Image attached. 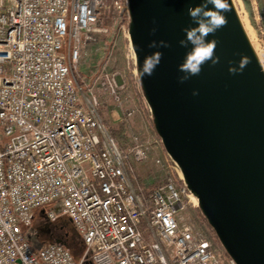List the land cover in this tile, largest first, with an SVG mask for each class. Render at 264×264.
Segmentation results:
<instances>
[{"label": "built area", "instance_id": "built-area-1", "mask_svg": "<svg viewBox=\"0 0 264 264\" xmlns=\"http://www.w3.org/2000/svg\"><path fill=\"white\" fill-rule=\"evenodd\" d=\"M105 6L0 0V264H234L214 238L181 223L192 196L178 180L135 187L132 162H146L148 148H121L95 87L75 76L86 41L108 32ZM96 86L121 100L110 71ZM38 208L54 224L70 218L85 245L80 262L57 243H29L24 228Z\"/></svg>", "mask_w": 264, "mask_h": 264}, {"label": "water", "instance_id": "water-1", "mask_svg": "<svg viewBox=\"0 0 264 264\" xmlns=\"http://www.w3.org/2000/svg\"><path fill=\"white\" fill-rule=\"evenodd\" d=\"M124 1L135 82L179 183L229 260L264 264V64L234 0L222 13L227 26L205 38L217 42L219 63L209 60L183 83L179 68L193 48L185 29L198 26L188 10L205 0ZM155 52L159 65L141 76ZM242 57L247 66L230 73Z\"/></svg>", "mask_w": 264, "mask_h": 264}, {"label": "rangeland", "instance_id": "rangeland-1", "mask_svg": "<svg viewBox=\"0 0 264 264\" xmlns=\"http://www.w3.org/2000/svg\"><path fill=\"white\" fill-rule=\"evenodd\" d=\"M234 2L243 23L246 20L255 33L258 53L264 64V0H234ZM119 6L122 9L117 8ZM124 8V0H106L101 22L108 29V32L104 34L95 33L91 40L86 41L80 63L75 70V76L80 82L95 87L100 101L99 114L102 123L121 148L128 150L136 144L148 148L149 158L146 162H132L131 176L135 187V182H137L141 190L149 193L157 185L170 179L178 180V177L174 171H171L173 174L168 171L165 172L163 168L154 165L156 153L151 142L154 129L150 124L151 121L145 106L142 104L141 96L139 98L137 93L138 88L135 82L132 55L127 32H125L127 17ZM62 54L68 58L66 47ZM103 69L110 71L118 85L122 87L119 102L112 96L98 90V86H96L97 77ZM116 110L120 112V115ZM137 110L142 112L143 122L132 124V115ZM117 130H120V132L116 133ZM190 206L196 208V203L192 200ZM41 212H43V208L36 209L34 223L31 227L24 228V233L31 245H34V241L38 240L43 246H47L54 243L51 239L53 236L48 233L50 228L55 229V227L46 218L40 217ZM196 212L198 214V211ZM66 220L67 217L60 219L54 226H65ZM211 237L213 238L212 235Z\"/></svg>", "mask_w": 264, "mask_h": 264}, {"label": "clouds", "instance_id": "clouds-1", "mask_svg": "<svg viewBox=\"0 0 264 264\" xmlns=\"http://www.w3.org/2000/svg\"><path fill=\"white\" fill-rule=\"evenodd\" d=\"M209 4L213 6L214 10L208 9ZM188 11L190 17L198 26L195 28L185 29L187 43H191L193 48L186 54L185 62L179 68V71L187 74L181 77V83L187 80L189 76L199 75L202 65L209 60H211L213 64L219 63V58L215 57L217 42L215 40L206 42L205 38L209 35H214L217 30L227 26V18L222 13L228 12L229 7L227 0H205L202 5L190 8ZM187 43L185 41H180L181 46L184 47L187 46ZM157 46L158 45L155 41L149 45V47L153 48ZM159 46L168 47L164 41H160ZM161 59V52H155L151 56L146 57L142 70H140L141 76H151L155 68L159 65ZM248 63V58L242 57L239 67L230 68L229 72L236 74L239 71H242ZM26 260L27 259L24 258L25 262Z\"/></svg>", "mask_w": 264, "mask_h": 264}, {"label": "crops", "instance_id": "crops-1", "mask_svg": "<svg viewBox=\"0 0 264 264\" xmlns=\"http://www.w3.org/2000/svg\"><path fill=\"white\" fill-rule=\"evenodd\" d=\"M116 111L120 115V112L118 110H116ZM142 117H143L142 112L140 110H137L136 113L134 115H132V120H131L132 124L142 123L143 122ZM151 142H152L153 149L156 153L155 154L156 155V161H155L154 165L157 167L163 168L165 170V172L168 171V172L173 174V172H171L173 170L169 167L168 157L166 156L164 149L161 145V142L158 139L156 133H154V131H152ZM157 161H160V163L158 164ZM135 184H136L137 189H140V185L137 182H135ZM196 211H197V209L195 207H193V206L188 207L180 215L181 223L184 225H187V226H191L192 228H194L197 231H203L204 233H206V235H208L210 238H212L210 235L211 233L209 231V228L202 222V220L200 219V217L198 216ZM32 246L36 249H40V248L44 247L38 240L36 242L34 241V245H32Z\"/></svg>", "mask_w": 264, "mask_h": 264}, {"label": "trees", "instance_id": "trees-1", "mask_svg": "<svg viewBox=\"0 0 264 264\" xmlns=\"http://www.w3.org/2000/svg\"><path fill=\"white\" fill-rule=\"evenodd\" d=\"M137 93H138V97L140 98V93L138 90H137ZM150 124H151V122H150ZM152 128H153V126H152ZM115 132L118 133V132H120V130H117ZM115 132H114V134H116ZM40 217L47 219L46 213L44 212V210H43V212H41ZM63 218H65V217H63ZM203 223L205 224V221H203ZM52 224H53L52 225L53 227L58 228L60 234L63 235V238L60 239L59 235H54L53 238L51 237V239L54 241V243L62 245L65 248H67L68 250H70L71 253L73 254V256L75 257L76 261L79 262L81 260V257L83 256V253L85 250V245H84L80 235L76 231V229H75L73 223L71 222L70 218L67 217V220L65 221V226H54L56 223L55 224L52 223ZM209 231H210L211 235L213 236V238L216 240L213 231L211 229H209ZM84 264H92L91 259H87Z\"/></svg>", "mask_w": 264, "mask_h": 264}, {"label": "bare ground", "instance_id": "bare-ground-1", "mask_svg": "<svg viewBox=\"0 0 264 264\" xmlns=\"http://www.w3.org/2000/svg\"><path fill=\"white\" fill-rule=\"evenodd\" d=\"M239 2V1H238ZM244 25H245V28L247 30V33L252 41V43L254 44V46L256 47V49L258 50L257 48V42H256V38H255V33L254 31L252 30V28L250 27V25L248 24V22L246 20H244ZM192 200L193 202L197 203L195 197L192 196Z\"/></svg>", "mask_w": 264, "mask_h": 264}, {"label": "flooded vegetation", "instance_id": "flooded-vegetation-1", "mask_svg": "<svg viewBox=\"0 0 264 264\" xmlns=\"http://www.w3.org/2000/svg\"><path fill=\"white\" fill-rule=\"evenodd\" d=\"M48 234H50L51 236H54V235H59L60 236V239H62L63 238V235H61L60 234V232H59V230H58V228L57 227H55V229H53V228H50L49 229V233Z\"/></svg>", "mask_w": 264, "mask_h": 264}]
</instances>
